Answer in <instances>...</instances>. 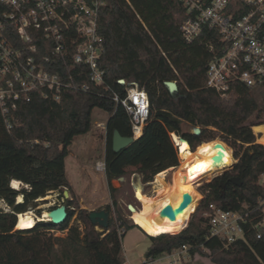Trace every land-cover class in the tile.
Masks as SVG:
<instances>
[{"label": "trees", "instance_id": "1", "mask_svg": "<svg viewBox=\"0 0 264 264\" xmlns=\"http://www.w3.org/2000/svg\"><path fill=\"white\" fill-rule=\"evenodd\" d=\"M105 1L99 18L105 37L100 60L105 70L104 85L97 86L85 76L65 89L60 101L34 93L19 104L18 122L10 131L0 113V204L12 209L8 212L0 207V264H124L125 234L120 235L119 228L130 230L138 225L124 216L112 182L138 174L143 183H149L158 173L178 166L179 154L171 132L185 136L193 151L220 138L236 148L233 158L239 161L200 187L204 196L185 228L150 236L145 257H156L185 244L191 256L199 254L215 264H264V234L259 239L247 227L245 239L226 245L209 236L206 217L211 203L229 210H243L245 205L252 209L262 196L258 181L264 172V144L257 142L261 133L257 135L253 127L264 125V96L260 103L256 91L264 88V83L235 84L226 96L208 87L206 73L213 52L206 43H217L218 34L206 29L196 41L186 42L181 26L187 9L181 1ZM234 1L241 5L240 13L246 12L240 0ZM167 81H176L178 90L171 91ZM84 83L89 89L81 88ZM127 84L146 90L150 114L143 134L116 152L114 132L132 136L128 113L114 99L115 94L126 96ZM95 108L110 114L105 174L113 202L106 207L111 215L108 227L98 229L90 219L91 211L76 212L74 200L66 198L63 205L68 218L64 223L39 220L32 228L15 230L16 212L27 211L30 203L50 191L63 193L70 188L66 158L74 138L91 131ZM185 124L200 127L201 132L185 131ZM234 177L241 184L233 182ZM12 180L28 187L15 189ZM21 194L23 201L17 203ZM76 214L83 229L69 227ZM66 228L65 236L52 232Z\"/></svg>", "mask_w": 264, "mask_h": 264}, {"label": "built area", "instance_id": "2", "mask_svg": "<svg viewBox=\"0 0 264 264\" xmlns=\"http://www.w3.org/2000/svg\"><path fill=\"white\" fill-rule=\"evenodd\" d=\"M179 1L187 9L181 26L186 42L196 41L206 29L218 34L217 43H206L213 52L206 73L208 87L226 96L235 84L264 83V0H240L247 8L244 13L234 0ZM105 5V0H0V113L9 131L18 122L19 104L34 93L60 101L64 90L85 76L97 86L104 85L100 60L105 37L99 18ZM81 88L87 90L89 85L84 83ZM114 99L128 113L132 137L139 138L150 114L148 93L127 84L126 96L115 94ZM190 147L193 150L191 143ZM95 169L106 172L105 158L95 162ZM258 182L262 196L252 209L248 205L243 210L209 205L210 237L230 245L245 239L247 227L257 238L263 237L264 172ZM0 207L12 211L5 203ZM24 213L16 212L18 216ZM52 232L58 235V231ZM126 233V227L119 228L120 235ZM189 254V246L184 244L159 256L145 257L140 264H181Z\"/></svg>", "mask_w": 264, "mask_h": 264}, {"label": "rangeland", "instance_id": "3", "mask_svg": "<svg viewBox=\"0 0 264 264\" xmlns=\"http://www.w3.org/2000/svg\"><path fill=\"white\" fill-rule=\"evenodd\" d=\"M256 91L259 95L258 100L260 103H262L264 96V88L259 87ZM109 116V112L100 108H95L93 111V124L91 131L86 134L77 135L74 138L70 146V153L66 158L67 177L70 181V188L66 189L63 193L60 191H54L52 193L49 192L48 196H51L50 199L41 200L39 198L36 200V203L29 204L28 210H33L35 214L39 216V218H41L42 216L47 215V213L54 207L63 205L65 203L66 198L74 200L73 208L76 209V212H78L80 209H87L88 211H98L101 209H106L108 204H112V191L107 181L106 174L104 172H99L95 169V162L99 159L105 158L107 145L106 122ZM262 120H264V115L262 116ZM252 121L255 120L253 119ZM193 129L194 127L190 125H184L185 131H193ZM226 144L232 147L228 143ZM233 149L234 151L236 150L235 147L232 148V151ZM234 160L235 161L233 162L232 167L225 170L234 168L236 163H238L239 158H235ZM225 170L205 180L201 179L200 174L197 175L199 179V184L196 187L197 190L201 193L200 187L204 185V183L213 180L216 176H220ZM172 173V170L167 173V181L171 180ZM154 181L149 183H143L140 175L138 176V174H132L130 178H126L125 180L118 179L112 182V185L117 188L116 192L113 194L117 199L122 209V212L126 218L134 222L131 217V204L135 206L136 209H140V203L137 197L134 195L136 185L138 183H141L142 187H144L143 191L145 193L151 194L153 193L154 189ZM62 194L65 195V198H63ZM21 196L23 197L22 194ZM202 196L204 195L202 194ZM200 201L195 207V210L198 208ZM195 210L193 211V213L195 212ZM193 213H191L187 225L189 224L190 218ZM70 226H79L81 229H83V223L78 220L77 214L71 219V222L69 223V227ZM97 228L100 229L99 227ZM68 229L69 228H66L64 230H57L58 235H67ZM171 232L174 231L166 233ZM150 236L151 235H149L141 227L138 226L127 230V233L123 238V252L125 257L124 264H128V261L131 264H140L144 260L145 253L148 247L151 245ZM181 264L215 263L211 262V260L205 256L199 254L191 256L189 254L185 259H183Z\"/></svg>", "mask_w": 264, "mask_h": 264}, {"label": "bare ground", "instance_id": "4", "mask_svg": "<svg viewBox=\"0 0 264 264\" xmlns=\"http://www.w3.org/2000/svg\"><path fill=\"white\" fill-rule=\"evenodd\" d=\"M254 132L262 133L258 141L264 144V125L253 127ZM176 143L180 146V164L172 171L171 180L167 181V172L162 171L155 176L153 193H145L141 183L135 187V195L140 203V209L135 206L132 218L140 227L150 235L156 236L163 232L178 231L184 227L195 207L202 199V194L197 190L200 174L201 179L221 173V171L232 167L234 158L233 151L224 141L218 139L200 144L196 150H192L189 142L181 140L175 134ZM172 168V167H171ZM139 181V179H138ZM13 187L21 188L18 181H13ZM188 192L192 196L191 202L184 211L179 213L174 220L161 216V211L167 205L178 207L183 200V194ZM51 196H43L42 199H50ZM22 202L23 197L18 196ZM44 216H48L44 215ZM37 221V215L33 210L19 216L16 227L18 229L32 228Z\"/></svg>", "mask_w": 264, "mask_h": 264}, {"label": "water", "instance_id": "5", "mask_svg": "<svg viewBox=\"0 0 264 264\" xmlns=\"http://www.w3.org/2000/svg\"><path fill=\"white\" fill-rule=\"evenodd\" d=\"M119 82L121 84H125V80L124 79H120ZM166 85L173 92L178 90V84H177L176 81H167ZM192 132H194L195 134H199L201 132V128L200 127H194ZM175 134H176L175 132H171L170 133L172 141L176 145L177 152H178V154H180V146H178V144L176 143ZM176 135L179 136V138L181 140H185V141L189 142V144H190V141L185 136L178 135V134H176ZM134 140L135 139L132 136H122L118 131H115L114 132V136H113V149L116 152H119L121 149H123L126 146H128ZM175 167H177V166H174L172 168H167L164 171H166L168 173L170 170H173ZM122 179L123 178H121V180ZM13 181H18V180H12L11 181V186L12 187H13ZM232 181L235 182V183L241 184V181L239 180L238 177L232 178ZM18 182H20L21 187L22 186L28 187V185H26L22 181H18ZM13 188H15V187H13ZM52 192H54V191H50V193H52ZM134 194H135V190H134ZM40 199L41 200H45V199H42V198H40ZM191 200H192L191 194L188 193V192H185L183 194V200H182V202L180 203V205L178 207L174 208L172 205H167L166 207H164L162 209L160 214H161V216H166V217L170 218L171 220H174L179 213H181L182 211L185 210V208L191 202ZM133 209H134V207L131 205L130 206V210L133 211ZM67 218H68V212H67V209H66L65 205H60V206H57V207L51 209L48 212V216H42L41 218H39V216H37V220L38 221L39 220H50V221H52L55 224H62V223H64L67 220ZM110 218H111L110 212L107 211L106 209H101V210H98V211H91V213H90V219H91L92 223L95 224L99 228L100 227H103V228L108 227ZM18 219H19V216L17 214H15V227H14L15 230H19L16 227ZM135 224L140 227V225L137 224L136 222H135ZM151 236H153V235H151Z\"/></svg>", "mask_w": 264, "mask_h": 264}, {"label": "crops", "instance_id": "6", "mask_svg": "<svg viewBox=\"0 0 264 264\" xmlns=\"http://www.w3.org/2000/svg\"><path fill=\"white\" fill-rule=\"evenodd\" d=\"M256 133V132H255ZM257 135L259 134V133H256ZM261 136H262V133H261ZM257 141H258V139H257ZM259 142V141H258ZM139 176V175H138ZM70 182V181H69ZM135 195V194H134ZM128 264H131L129 261H128Z\"/></svg>", "mask_w": 264, "mask_h": 264}]
</instances>
